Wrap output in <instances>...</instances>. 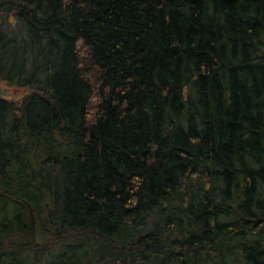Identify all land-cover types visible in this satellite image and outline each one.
<instances>
[{
    "label": "trees",
    "instance_id": "1",
    "mask_svg": "<svg viewBox=\"0 0 264 264\" xmlns=\"http://www.w3.org/2000/svg\"><path fill=\"white\" fill-rule=\"evenodd\" d=\"M0 264H264V0H0Z\"/></svg>",
    "mask_w": 264,
    "mask_h": 264
},
{
    "label": "rangeland",
    "instance_id": "2",
    "mask_svg": "<svg viewBox=\"0 0 264 264\" xmlns=\"http://www.w3.org/2000/svg\"><path fill=\"white\" fill-rule=\"evenodd\" d=\"M20 92L21 91L16 89L12 84L0 78V97L16 99L20 95Z\"/></svg>",
    "mask_w": 264,
    "mask_h": 264
}]
</instances>
